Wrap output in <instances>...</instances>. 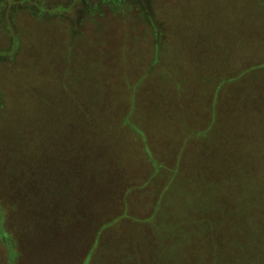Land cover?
Returning <instances> with one entry per match:
<instances>
[{
    "label": "rangeland",
    "instance_id": "1",
    "mask_svg": "<svg viewBox=\"0 0 264 264\" xmlns=\"http://www.w3.org/2000/svg\"><path fill=\"white\" fill-rule=\"evenodd\" d=\"M21 2L0 264H264V0Z\"/></svg>",
    "mask_w": 264,
    "mask_h": 264
},
{
    "label": "trees",
    "instance_id": "2",
    "mask_svg": "<svg viewBox=\"0 0 264 264\" xmlns=\"http://www.w3.org/2000/svg\"><path fill=\"white\" fill-rule=\"evenodd\" d=\"M4 5V9H5V21L9 27V29L11 30V40H12V43L15 42V44H12V47L8 50H0V53L4 54V55H8V56H12L14 55L15 53L18 52L17 49H19V38L17 36V33L15 31V25H14V22H13V17H12V11H13V8H15V6H18L20 4H22V0H1ZM32 1V0H31ZM126 4V3H125ZM148 21L150 22L151 25H154L156 26V23L153 21V18H152V15L150 14V10L148 9ZM160 42V37L157 38V44ZM260 227V226H259ZM260 248V247H259ZM245 262H247L248 264H254V258L253 257H247V259L245 260ZM242 263H243V260H242ZM241 263V264H242ZM244 264V263H243Z\"/></svg>",
    "mask_w": 264,
    "mask_h": 264
}]
</instances>
